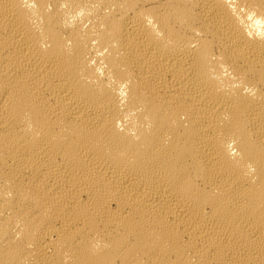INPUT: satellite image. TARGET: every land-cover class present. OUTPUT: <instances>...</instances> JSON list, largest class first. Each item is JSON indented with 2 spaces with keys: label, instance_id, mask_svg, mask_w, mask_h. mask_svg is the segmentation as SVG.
I'll use <instances>...</instances> for the list:
<instances>
[{
  "label": "bare ground",
  "instance_id": "bare-ground-1",
  "mask_svg": "<svg viewBox=\"0 0 264 264\" xmlns=\"http://www.w3.org/2000/svg\"><path fill=\"white\" fill-rule=\"evenodd\" d=\"M0 264H264V0H0Z\"/></svg>",
  "mask_w": 264,
  "mask_h": 264
}]
</instances>
